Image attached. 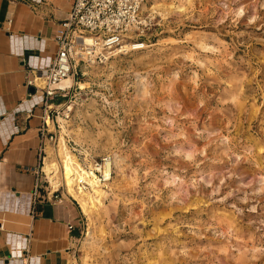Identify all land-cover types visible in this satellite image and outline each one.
I'll return each mask as SVG.
<instances>
[{"label":"rangeland","instance_id":"374dc122","mask_svg":"<svg viewBox=\"0 0 264 264\" xmlns=\"http://www.w3.org/2000/svg\"><path fill=\"white\" fill-rule=\"evenodd\" d=\"M145 14V48L81 63L53 108V156L64 136L82 168L114 161L90 221L60 169L84 216L74 264H264V0Z\"/></svg>","mask_w":264,"mask_h":264},{"label":"crops","instance_id":"0c3cea01","mask_svg":"<svg viewBox=\"0 0 264 264\" xmlns=\"http://www.w3.org/2000/svg\"><path fill=\"white\" fill-rule=\"evenodd\" d=\"M71 8L72 0H0V264H74L83 233L79 209L48 194L42 177L34 205L44 107L61 102L26 85L52 62Z\"/></svg>","mask_w":264,"mask_h":264},{"label":"built area","instance_id":"2783aa9c","mask_svg":"<svg viewBox=\"0 0 264 264\" xmlns=\"http://www.w3.org/2000/svg\"><path fill=\"white\" fill-rule=\"evenodd\" d=\"M147 0H72V8L62 22V30L57 36L56 54L45 70L32 71L26 76V85L43 90L47 98L65 96L71 87L61 88L59 84L66 78H75L80 64L102 61L108 53L129 52L145 48L142 32L149 26L150 17L145 14ZM90 41V42H89ZM56 111V110H55ZM54 109L45 105L43 124L39 128L42 141L40 150V178L36 184L34 205L41 184V177L49 187L48 194L55 200L62 197L51 187L43 167L47 156V143L55 141V132L50 129V119ZM113 159L104 156L96 162L95 168H83L93 174L101 184L110 181ZM42 174V176H41ZM46 179V180H45ZM79 183L89 187L84 180ZM74 226L69 225V229Z\"/></svg>","mask_w":264,"mask_h":264},{"label":"bare ground","instance_id":"6f19581e","mask_svg":"<svg viewBox=\"0 0 264 264\" xmlns=\"http://www.w3.org/2000/svg\"><path fill=\"white\" fill-rule=\"evenodd\" d=\"M90 42V41H89ZM75 84L72 76L64 79L59 86L67 88ZM51 108H54L53 105ZM73 108L69 106L66 111H71ZM61 121L62 118H59ZM51 122L53 123L52 119ZM66 131V128L63 129ZM55 147V155L53 156L52 149L49 147L48 154L45 159L43 170L54 191L63 187L62 178L60 179V169L64 176V187L66 193L78 201L82 212L87 216L88 220L95 218L96 213L102 208L103 197H106V191L96 180L93 174L87 173L75 160L74 155L69 150L64 136L59 137V141ZM57 157V158H56ZM57 159V160H56ZM61 167L59 166V162ZM114 162V161H113ZM112 176L110 177L111 180ZM79 180H84L89 184L90 190L87 191V186L79 183ZM67 196V195H66ZM97 216V215H96ZM99 216V215H98ZM93 223V222H92Z\"/></svg>","mask_w":264,"mask_h":264}]
</instances>
